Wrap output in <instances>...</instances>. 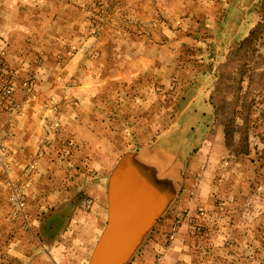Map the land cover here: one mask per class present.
<instances>
[{
  "label": "crops",
  "instance_id": "1",
  "mask_svg": "<svg viewBox=\"0 0 264 264\" xmlns=\"http://www.w3.org/2000/svg\"><path fill=\"white\" fill-rule=\"evenodd\" d=\"M257 1L108 0V8L86 21L77 0H0V73L14 84L11 101L0 104V208L9 207L11 183L24 191L28 224L46 211L39 220L40 264H90L122 210L117 202L111 224L109 201L84 207L73 199L81 186L76 147L87 129L86 109H161L160 66L168 59L183 57L188 67L213 66L196 80L216 81L219 63L208 57L210 51L228 50L250 34ZM260 77L248 121L233 122V145L248 144V154L226 146L222 122L214 124L216 135L209 124L211 132L199 141V170L186 174L159 215L151 208L146 216L144 193L137 189L134 236L146 227L132 237L135 246L121 264H264ZM28 81L34 83L31 99L24 91ZM205 90L202 84L199 91ZM190 97L191 107L198 93ZM201 101V109H213ZM199 126L205 125L192 124L190 130ZM66 141L71 153L61 158Z\"/></svg>",
  "mask_w": 264,
  "mask_h": 264
},
{
  "label": "rangeland",
  "instance_id": "2",
  "mask_svg": "<svg viewBox=\"0 0 264 264\" xmlns=\"http://www.w3.org/2000/svg\"><path fill=\"white\" fill-rule=\"evenodd\" d=\"M77 1H80L82 15L87 21L92 20L93 14H100V9L106 6L108 0ZM254 5L255 17L252 21L255 24L250 34L230 49H213L208 55L219 63L214 72V77H219L218 81L211 82L207 78L206 81L202 78L196 80L198 74L204 71L210 73L213 66L194 64L188 67L183 57L168 59L162 61L160 66L161 109H86L87 129L80 133V146L76 147L81 159L78 167V183L81 186L73 196L74 200H80L84 207L88 204L92 206V202L107 203L111 174L124 155L137 152H157L155 156L160 161L158 164L162 167V174H170L171 171V183L177 191L185 184L188 172L194 174L195 168L199 170L196 162L201 153L199 141L211 131H214V135L220 132L214 125L218 121L225 125L226 146L241 151L242 156L248 154L249 145H233L232 134L233 122L237 117L241 121H248L249 114L246 112L255 105L254 89L261 84L260 76L264 75V0H258ZM202 84L206 90L201 93L199 89ZM148 89L145 82L144 95ZM196 93L197 100H193L191 106L196 109H191L188 106L190 95ZM201 100L214 105L213 109H201ZM104 102L105 99H102L101 104L105 105ZM192 124L195 127L198 124L205 126L203 129L199 126L198 130L194 127L192 132ZM209 124L214 125L215 129H207ZM60 156L68 157L62 153ZM147 162L151 163L150 160ZM25 181H32L30 172H25ZM7 184L9 207L0 208V264H40L44 257L38 252L42 242L39 220L46 211L37 214L36 223L28 224L30 214L23 210V206L16 209L12 194L14 185ZM19 186L17 190L23 203L24 191Z\"/></svg>",
  "mask_w": 264,
  "mask_h": 264
},
{
  "label": "bare ground",
  "instance_id": "3",
  "mask_svg": "<svg viewBox=\"0 0 264 264\" xmlns=\"http://www.w3.org/2000/svg\"><path fill=\"white\" fill-rule=\"evenodd\" d=\"M155 153L157 152H140L136 154V156L133 157L134 162L131 160L128 161L126 163L125 169L122 171L120 176L123 183L121 186L122 189H120L119 197L116 198L122 210L118 212L120 213L118 220H114L116 224L113 226L115 228L111 237L109 236L111 241L107 242V245L105 246L107 255L109 251V253L114 252L117 258L123 256V252H121V249L123 248L122 245L126 242H129L137 230L136 223L139 218L136 217V210L134 209L137 208H134V205L137 201H141V199L138 200L136 197L137 189H140V192L143 190L144 198L142 201L145 203L141 206L147 209L146 216H149L148 212L152 207L154 208L156 205H158L157 208L159 207L161 209V206L167 205L169 203V192L167 189L171 179V171L169 172L170 174L166 172L162 174V167L160 164H158L160 161L158 160V162L156 160L157 157L155 156ZM147 160L151 161V163L149 162L151 164L150 168H148L150 164L147 162ZM114 176L115 174H112L108 185V201L111 202V204L113 191L111 188L112 185L110 187V184L113 183L112 177ZM121 178L119 180H121ZM148 220H150V217ZM105 237L106 235L103 236L102 240L105 239ZM106 241H104V243ZM101 244L102 241L99 242L98 246ZM93 258L94 255L92 259Z\"/></svg>",
  "mask_w": 264,
  "mask_h": 264
},
{
  "label": "water",
  "instance_id": "4",
  "mask_svg": "<svg viewBox=\"0 0 264 264\" xmlns=\"http://www.w3.org/2000/svg\"><path fill=\"white\" fill-rule=\"evenodd\" d=\"M138 153L139 152L134 153V154L133 153H130V154L124 155L123 159L120 161V163L116 167V173H114L115 176L112 177L113 183L110 184V187L112 185L111 188H112V191H113V195L114 196L112 195L113 198H112V211H111L112 212V221H111V224L112 223L114 224V222H113V220H114V213H115L116 203L118 202V200H116V198L119 197L120 187L123 184L122 183V178L120 176L122 174V171L126 167V163L128 161H130V160L134 162L133 157L136 156V154H138ZM136 164H138V163H136ZM150 167L151 166L149 165L148 168H150ZM172 176H173V174L171 173V179H172ZM120 178H121V180H119ZM110 179H111V177H110ZM171 179L169 181L170 183L168 184V189H167L168 192H169V201L173 197V195L175 193V190H176L175 189L176 187H174L173 184L171 183ZM157 206L158 205H156L154 208L152 207V212L156 213V215H159V211H162L163 208L166 207V205L161 206L162 207L161 209L159 207L157 208ZM143 227H146V225L145 226H140L138 228V233L135 234L134 237H136V236L138 237L139 236V233L143 230ZM108 235L109 234L107 233L105 239H103V240L101 239L100 240V242L102 241V244L99 245V246L97 245L98 247L95 248L94 254H93L94 255V258L91 259L90 264H121V262L124 261L128 257L129 253L132 251V249L135 246L136 241H134L132 239L129 242H126V243H124L122 245L123 251L121 250V252H123L122 253L123 256H120V257L117 258L116 255L114 254V252L113 253H111V252L109 253V251H108V255H107L106 254V247L105 246L107 245V242H110V238H109ZM106 239H107V241H106ZM104 241H106V242L104 243Z\"/></svg>",
  "mask_w": 264,
  "mask_h": 264
},
{
  "label": "built area",
  "instance_id": "5",
  "mask_svg": "<svg viewBox=\"0 0 264 264\" xmlns=\"http://www.w3.org/2000/svg\"><path fill=\"white\" fill-rule=\"evenodd\" d=\"M24 91L27 99H31L34 95V83L32 81L26 82ZM14 93V84L12 79L2 73H0V104L3 101H11ZM16 109V107H14ZM72 144L70 141H66L61 149L62 155H69L71 152ZM13 203L16 209H21L23 206L22 200L19 197L17 187L14 186L13 191Z\"/></svg>",
  "mask_w": 264,
  "mask_h": 264
}]
</instances>
